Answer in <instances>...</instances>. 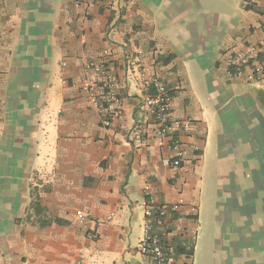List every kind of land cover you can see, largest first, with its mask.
<instances>
[{
    "label": "crops",
    "instance_id": "0c3cea01",
    "mask_svg": "<svg viewBox=\"0 0 264 264\" xmlns=\"http://www.w3.org/2000/svg\"><path fill=\"white\" fill-rule=\"evenodd\" d=\"M261 42L264 0H0V264H148L144 200L175 207L176 264H264V86L228 73ZM91 60L117 78L110 128L84 87ZM153 77L192 122L179 168L144 106ZM216 190L227 206L197 263Z\"/></svg>",
    "mask_w": 264,
    "mask_h": 264
},
{
    "label": "built area",
    "instance_id": "2783aa9c",
    "mask_svg": "<svg viewBox=\"0 0 264 264\" xmlns=\"http://www.w3.org/2000/svg\"><path fill=\"white\" fill-rule=\"evenodd\" d=\"M107 54V51H104ZM228 73L232 77H245L247 82L264 86V42L248 45L238 51L229 61ZM84 87L90 100L101 117V124L110 128L113 119L119 114L121 97L117 92V78L103 60H91L85 65ZM143 102L148 113L156 121V136L169 139V147L176 152L170 161L173 168H179L183 161L182 141L176 135L180 127L189 128L192 122L174 120L171 116V92L158 77H153L144 84ZM145 212V236L138 249L142 255L150 257L148 264H176L165 240L164 226L175 207L167 204L153 206L149 200L142 202ZM80 218H87L99 224L102 221L78 212ZM91 236L90 238H94Z\"/></svg>",
    "mask_w": 264,
    "mask_h": 264
},
{
    "label": "rangeland",
    "instance_id": "374dc122",
    "mask_svg": "<svg viewBox=\"0 0 264 264\" xmlns=\"http://www.w3.org/2000/svg\"><path fill=\"white\" fill-rule=\"evenodd\" d=\"M257 85V84H256ZM260 86V85H258ZM218 189V187H217ZM220 190H216L214 196H211L209 192L206 193L205 200L206 202L204 203L202 213H201V219L199 223V246L195 255V262H201L206 258L207 251H204L201 249L203 245L208 243L209 239V229L213 227L214 223H217V213L219 212L220 208L219 207H226L228 199L225 200H220V195H221ZM227 196V193H226ZM225 196V197H226ZM218 210V211H217ZM217 211V213H216ZM215 227V226H214ZM210 239L213 241L214 239V232L210 234ZM200 242H201V248H200Z\"/></svg>",
    "mask_w": 264,
    "mask_h": 264
},
{
    "label": "trees",
    "instance_id": "16d2710c",
    "mask_svg": "<svg viewBox=\"0 0 264 264\" xmlns=\"http://www.w3.org/2000/svg\"><path fill=\"white\" fill-rule=\"evenodd\" d=\"M180 250V252H184V250H182V249H179ZM188 254H193V250H190V251H188Z\"/></svg>",
    "mask_w": 264,
    "mask_h": 264
}]
</instances>
